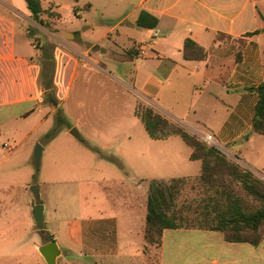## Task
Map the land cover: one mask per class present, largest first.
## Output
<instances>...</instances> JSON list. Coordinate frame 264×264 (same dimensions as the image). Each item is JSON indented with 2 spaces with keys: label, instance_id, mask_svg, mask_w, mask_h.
<instances>
[{
  "label": "crops",
  "instance_id": "1",
  "mask_svg": "<svg viewBox=\"0 0 264 264\" xmlns=\"http://www.w3.org/2000/svg\"><path fill=\"white\" fill-rule=\"evenodd\" d=\"M48 1L60 20L62 13L55 8L61 5L60 0ZM0 6L9 9H0V118L10 120L28 116L36 109L43 110L40 102L44 91L39 83L42 67L35 42L29 39L23 12L7 0H0ZM73 10L92 28L97 23L106 24L108 30L104 36L107 37L113 32L127 33L119 30L121 26L131 29L132 46L121 51H130L129 58L116 60L114 55L120 56L121 52L110 49L108 55L113 67L119 70L125 63L133 65L130 73L138 96L189 130L212 133L218 148L229 157L264 175V133L253 130L259 93L251 89L264 84V0H75ZM142 10L159 18L155 28L136 23ZM106 20L116 22L111 24ZM79 26L80 23L73 24L70 26L73 32L67 34L76 37ZM187 39L204 48V58H185ZM27 45L34 53L24 51L22 46ZM95 45L100 46L94 42L90 48ZM100 49L106 50L103 45ZM61 74L62 66L58 63L54 82L58 94L63 92L64 96V91L70 93L72 78L69 76L63 90ZM67 75L64 71L65 80ZM29 103V109L19 110ZM75 125L70 126V133ZM85 125L91 136H110L109 131L100 134V129L91 134L89 124ZM116 136L113 134L111 142L116 141ZM177 136L151 137L136 146L125 143L126 156L134 163L146 156L152 165L148 167L153 173L149 180L165 178L161 168L167 171L184 151ZM77 138L89 143L81 132ZM189 147L190 159L199 160L191 158L193 149ZM140 172L146 175L145 170ZM10 176L0 174V264H38L39 248L57 237L46 219L44 231L36 227L29 209V192ZM33 197L34 193L31 202ZM86 208L89 213L69 224L62 242L71 253H77L78 264H124L130 254L122 249L120 213L105 212L101 201L87 204ZM49 236L51 239L45 241ZM262 246L263 241L258 245L227 241L218 230L167 228L158 247L159 264H264ZM64 254L61 248L57 264ZM143 260L145 264V251Z\"/></svg>",
  "mask_w": 264,
  "mask_h": 264
},
{
  "label": "rangeland",
  "instance_id": "2",
  "mask_svg": "<svg viewBox=\"0 0 264 264\" xmlns=\"http://www.w3.org/2000/svg\"><path fill=\"white\" fill-rule=\"evenodd\" d=\"M7 1L25 15L23 18L25 24H28L29 39L32 43L35 42L34 46L38 49L37 58L43 57L45 48L52 53L54 80L56 67L60 63V84L63 85V90L68 84L69 76L72 83L70 93L65 94L64 91L62 96L63 92L58 94L53 82L54 92L51 93L57 99L55 105L43 92L40 102L43 110L36 109L28 116L17 119L0 118V174L11 175L12 180L26 187L30 194L29 209L32 217L33 185L40 186L37 202L45 205L47 226L55 232V240L65 250L59 264H66L67 261L78 264V260H75L78 258L77 253H71L62 241L67 235L69 224L89 213L86 205L99 201L103 202L105 212L120 213L122 249L125 254H130L124 264H144L143 251L147 254L145 264H159L158 247L147 246L145 239L148 183L153 176L148 167L152 165H149L146 156L134 163V160L126 156L128 150L125 145H142L146 139H151L135 112L140 104L147 105L149 102L137 94L130 73L133 65L125 63L120 71L113 67L108 55V49L121 52L132 46L133 39L130 36L134 32L121 26L119 30L127 33L113 32L110 37L104 36L108 30L106 24L97 23L92 28L74 14L75 0L59 1L61 8H55L62 13L60 20H57L58 12L49 1L43 0L42 16L45 22L33 19L25 0ZM0 9L9 10L5 6H0ZM115 22L106 20V23ZM77 23L81 26L75 31L76 37L70 34L67 37V32H73L70 26ZM94 42H99L106 50L101 51L99 45L90 48ZM22 48L27 53H34L28 45ZM129 55L130 51L121 52L120 56L114 55V58L126 60ZM64 71L68 74L67 80L63 78ZM30 107V103L25 104L19 110L25 111ZM85 123L89 124L91 134L100 129V134L109 131L110 136L89 135ZM71 125L77 126L82 138L87 137L89 143L84 144L82 139L72 135ZM113 134L117 135L115 142H111ZM176 139L184 151L176 162H171L167 171L161 168L160 172L166 176L165 179H170V176L191 175L188 176V184L179 198L181 205L189 199L202 197V190L196 184L201 161L191 160L190 147L180 136ZM8 141L14 145L12 152L2 147ZM38 143L43 146L39 167L35 164ZM97 150L102 154H98ZM112 157H117L119 162ZM142 170H145L146 175L140 172ZM257 174L264 178V175ZM139 183L141 184L138 185ZM50 239L51 236L45 237V241ZM260 250L264 255V239ZM38 259V264H48L40 251Z\"/></svg>",
  "mask_w": 264,
  "mask_h": 264
},
{
  "label": "trees",
  "instance_id": "3",
  "mask_svg": "<svg viewBox=\"0 0 264 264\" xmlns=\"http://www.w3.org/2000/svg\"><path fill=\"white\" fill-rule=\"evenodd\" d=\"M25 1L33 19L45 22L42 0ZM158 22L159 18L147 10H142L136 21L145 28H155ZM205 55L206 51L197 42L185 41V58L202 59ZM42 56L39 59L42 67L39 83L46 98L55 105L57 99L51 93L54 92L53 55L45 48ZM251 89L259 93L253 130L264 133V84ZM135 112L152 138L179 135L192 147L191 158L202 162L201 172L196 176L197 187L202 190L200 199H189L179 205L188 176L149 181L145 224L147 246L160 247L167 228L218 230L227 241L260 244L264 239V178L220 148L203 141L182 123L163 115L150 103L140 104ZM112 159L118 161L116 157Z\"/></svg>",
  "mask_w": 264,
  "mask_h": 264
},
{
  "label": "water",
  "instance_id": "4",
  "mask_svg": "<svg viewBox=\"0 0 264 264\" xmlns=\"http://www.w3.org/2000/svg\"><path fill=\"white\" fill-rule=\"evenodd\" d=\"M71 34V33H70ZM69 34H67V37ZM71 133L79 137L80 132L77 127L71 129ZM43 152V146L41 143L37 144L35 150V164L37 167L40 165V160ZM34 197L32 198L31 205L33 207V217L35 220L36 227L41 231L45 230V205L43 203H38L37 199L40 197V186L38 184L33 185ZM41 254L45 257L48 264H57V259L61 255V248L58 242L53 239L49 242L44 243L39 248Z\"/></svg>",
  "mask_w": 264,
  "mask_h": 264
},
{
  "label": "built area",
  "instance_id": "5",
  "mask_svg": "<svg viewBox=\"0 0 264 264\" xmlns=\"http://www.w3.org/2000/svg\"><path fill=\"white\" fill-rule=\"evenodd\" d=\"M198 136L205 141L206 143L213 145V146H218V141L214 137V135L210 132H206L204 130H198L197 131ZM3 147L7 148L8 150H13L14 145L12 142H5Z\"/></svg>",
  "mask_w": 264,
  "mask_h": 264
}]
</instances>
